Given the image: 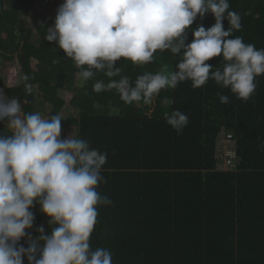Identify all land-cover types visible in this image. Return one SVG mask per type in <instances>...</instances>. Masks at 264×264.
<instances>
[{
  "label": "trees",
  "instance_id": "16d2710c",
  "mask_svg": "<svg viewBox=\"0 0 264 264\" xmlns=\"http://www.w3.org/2000/svg\"><path fill=\"white\" fill-rule=\"evenodd\" d=\"M61 1L0 0V89L18 98L29 113L36 112L37 96L51 115L69 104L78 114L67 118L62 137L85 139L91 148L107 153L101 170L104 182L97 190L113 203L98 206L90 238L93 250L108 249L112 264H264V74L256 77L255 93L247 101L213 79L199 88L188 80L163 89L148 105H129L115 89L97 94L95 80L108 78L99 74L76 83L80 69L56 42L45 39L56 17L45 14L29 27L23 16V10L37 2L47 8ZM229 3L242 25L233 37L264 48V0ZM215 22L211 12L198 15L186 42L194 38L192 29L201 24L207 29ZM223 25L225 30L230 27L226 17ZM181 59L182 53L158 50L151 63L133 66L122 57L115 67L135 86L138 75L174 71ZM206 63L222 67V56ZM24 75L33 85L31 94L23 80L17 83ZM220 95H227L229 102L221 103ZM94 102L101 107L94 108ZM177 109L189 118L180 133L164 118L165 112ZM223 126L237 140L239 162L232 170L220 169L215 155ZM5 133L10 134L0 121V135ZM30 210L35 221L27 231L36 237L42 225L50 234V217L38 203ZM26 241L19 243L27 247ZM24 264H29L26 256Z\"/></svg>",
  "mask_w": 264,
  "mask_h": 264
},
{
  "label": "clouds",
  "instance_id": "9594fccd",
  "mask_svg": "<svg viewBox=\"0 0 264 264\" xmlns=\"http://www.w3.org/2000/svg\"><path fill=\"white\" fill-rule=\"evenodd\" d=\"M229 9V0H64L45 39L64 50L83 81L99 74L108 78L95 80V93L115 89L129 105H148L163 89L188 80L199 88L209 79L247 101L255 93L256 77L264 74V48L233 37L242 27L241 17ZM209 12L215 24L192 29L194 38L186 42L197 16ZM158 50L182 53L176 70L144 72L133 86L129 76L121 75L122 68L115 67L122 57L133 66L151 63ZM219 56L222 67L206 63ZM21 79L31 94L29 76ZM220 102L228 103L229 97L220 95ZM93 107L101 106L94 102ZM164 118L177 133L189 120L178 109L165 112ZM62 119L59 113L45 118L40 112H25L18 98L0 89V121L10 133L0 135V264H24L25 256L29 264H112L108 249L93 250L90 243L98 206L113 203L97 190L104 182L107 153L91 148L85 139L63 138ZM260 147L264 149V142ZM37 203L50 217L51 233L41 225L33 237L27 230L34 227L30 209ZM25 237L27 247L19 243Z\"/></svg>",
  "mask_w": 264,
  "mask_h": 264
},
{
  "label": "built area",
  "instance_id": "2783aa9c",
  "mask_svg": "<svg viewBox=\"0 0 264 264\" xmlns=\"http://www.w3.org/2000/svg\"><path fill=\"white\" fill-rule=\"evenodd\" d=\"M215 155L222 170L235 169L239 162L237 140L233 131L223 126L216 138Z\"/></svg>",
  "mask_w": 264,
  "mask_h": 264
},
{
  "label": "rangeland",
  "instance_id": "374dc122",
  "mask_svg": "<svg viewBox=\"0 0 264 264\" xmlns=\"http://www.w3.org/2000/svg\"><path fill=\"white\" fill-rule=\"evenodd\" d=\"M64 3V1H61V2H57L55 3L54 5H50L48 6L47 8H43V6L40 4V3H36L32 6H29L27 8H25L23 10V16L26 18V20L28 21V25L30 27V25H32V20L34 19H38V20H41L42 17H44L45 14H48V13H51L53 16L56 17V14H57V9L58 7ZM35 38V37H34ZM34 64H36V62H34ZM17 69L20 73V67L19 65L17 64ZM3 71L2 69L0 68V74H2ZM22 76L18 77V81L21 82L22 79H21ZM75 81L76 83L78 84H82V79L79 77V75H76L75 77ZM4 90V89H3ZM5 92V90H4ZM63 96L69 100L71 98V94L68 93V92H63ZM37 99L38 101L41 100L40 98H38L37 96ZM138 105H140V102H137ZM115 112V111H114ZM77 111L69 105L67 104L65 109H63V114H62V117L63 119L65 120L66 118H68L69 116L71 115H77Z\"/></svg>",
  "mask_w": 264,
  "mask_h": 264
},
{
  "label": "crops",
  "instance_id": "0c3cea01",
  "mask_svg": "<svg viewBox=\"0 0 264 264\" xmlns=\"http://www.w3.org/2000/svg\"><path fill=\"white\" fill-rule=\"evenodd\" d=\"M38 98H40L41 100H39L38 101V99H37V101H36V103H37V106H36V112H40L45 118H49L50 116H51V113H50V107H48L45 103H44V101H43V99L40 97V96H38ZM66 107V106H65ZM65 109V108H64ZM72 109H73V107H72ZM114 110V109H113ZM115 111V110H114ZM63 114V110L61 111V113H60V115H62ZM116 114V113H115ZM66 120H67V118L64 120V119H62L61 120V132H63L64 131V123L66 122ZM6 126V125H5Z\"/></svg>",
  "mask_w": 264,
  "mask_h": 264
}]
</instances>
